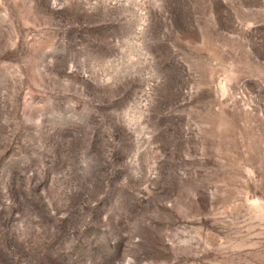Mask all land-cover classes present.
<instances>
[{"label": "rangeland", "instance_id": "1", "mask_svg": "<svg viewBox=\"0 0 264 264\" xmlns=\"http://www.w3.org/2000/svg\"><path fill=\"white\" fill-rule=\"evenodd\" d=\"M0 264H264V0H0Z\"/></svg>", "mask_w": 264, "mask_h": 264}]
</instances>
